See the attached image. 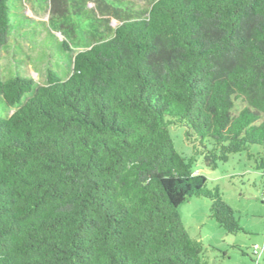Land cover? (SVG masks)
I'll return each instance as SVG.
<instances>
[{
  "label": "trees",
  "instance_id": "1",
  "mask_svg": "<svg viewBox=\"0 0 264 264\" xmlns=\"http://www.w3.org/2000/svg\"><path fill=\"white\" fill-rule=\"evenodd\" d=\"M94 2L92 31L59 24L64 77L0 74V264H204L179 204L208 198L227 233L238 216L169 126L207 167L245 152L264 174V0ZM13 33L0 0V60Z\"/></svg>",
  "mask_w": 264,
  "mask_h": 264
},
{
  "label": "rangeland",
  "instance_id": "2",
  "mask_svg": "<svg viewBox=\"0 0 264 264\" xmlns=\"http://www.w3.org/2000/svg\"><path fill=\"white\" fill-rule=\"evenodd\" d=\"M61 1L64 2L61 10L52 11L50 0H8L14 33L2 50L0 74L3 80L20 75L43 84L47 67L65 76L69 52L62 47V40H70L74 45L75 38L65 33L59 24L73 22L79 36L81 30L92 31L103 23L97 18L106 14L93 9L94 0ZM108 1L110 6L116 4ZM127 1L135 9H145L153 0ZM124 2L120 8L127 12ZM118 23L119 20L110 18L108 25L112 28ZM78 50L74 49L71 54ZM0 115H4L1 109ZM169 134L179 153L194 156V173L206 176L208 186L217 187L222 199L238 216L241 229L227 233L210 217L208 198L192 196L179 204L184 228L201 243V261L204 264H264V174L255 169L254 160L245 152L235 153L212 169L205 165L202 154L194 152L192 143L185 140L183 127L171 125ZM258 150L257 146L251 148L252 152ZM254 245L258 246V257L251 254Z\"/></svg>",
  "mask_w": 264,
  "mask_h": 264
},
{
  "label": "built area",
  "instance_id": "3",
  "mask_svg": "<svg viewBox=\"0 0 264 264\" xmlns=\"http://www.w3.org/2000/svg\"><path fill=\"white\" fill-rule=\"evenodd\" d=\"M257 250H258V246L255 245V246H254V251H257Z\"/></svg>",
  "mask_w": 264,
  "mask_h": 264
}]
</instances>
